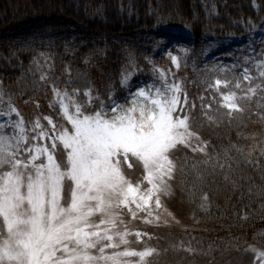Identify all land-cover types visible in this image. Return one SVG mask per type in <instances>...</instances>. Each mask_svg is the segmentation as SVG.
<instances>
[{
	"label": "trees",
	"instance_id": "16d2710c",
	"mask_svg": "<svg viewBox=\"0 0 264 264\" xmlns=\"http://www.w3.org/2000/svg\"><path fill=\"white\" fill-rule=\"evenodd\" d=\"M46 15L59 32L38 37L35 19ZM263 20L264 0H0V92L5 102L0 105L11 101L17 109L29 146L50 147V140L32 137L37 120L45 131L50 129L44 116L70 127L54 87L79 103H87L83 93L91 87L107 103L113 85L123 103L120 74L131 60L138 66L132 91L153 82L161 88L165 81L179 85L181 103L187 96L196 104L193 129L207 142V152L181 147L174 153L178 170L172 195L162 197L166 211L156 210L159 220L156 212L151 223L133 220L122 209L131 232L141 233L139 242L135 235L128 237L129 247L155 249L149 264H254L248 248L264 250V67L254 65L264 58V39L251 44L252 52L247 41ZM157 26L189 29L191 44L178 66L168 53H154L152 41L139 37ZM206 34L243 37L244 42L212 60L204 54ZM220 65L226 70H218ZM249 87L255 95L247 93ZM226 92L238 98L247 93L231 116L222 106ZM200 96L211 105L212 121L201 115ZM193 187L196 199L190 202L187 192ZM202 194L209 197L207 211L199 207Z\"/></svg>",
	"mask_w": 264,
	"mask_h": 264
},
{
	"label": "snow or ice",
	"instance_id": "6c2138e0",
	"mask_svg": "<svg viewBox=\"0 0 264 264\" xmlns=\"http://www.w3.org/2000/svg\"><path fill=\"white\" fill-rule=\"evenodd\" d=\"M164 41L161 47L167 48L166 37ZM168 57L178 66L176 55L169 51ZM137 68L131 60L121 69L123 103L117 100L113 85L107 103L89 87L83 93L87 103L70 100L74 108L70 111L65 102L69 94L54 87L62 118L70 127L44 116L51 125L45 131L37 120L32 139L50 140V147L29 146L20 122L11 125L20 128L19 135H0V264H149L147 258L155 249L129 247L128 237L135 235L139 242L141 233L131 232L122 209L133 220L144 218L151 223L154 212L159 220L156 210L166 211L162 197L172 195L178 170L174 153L183 147L206 154L208 144L193 129L196 104L187 96L181 103L179 85L165 81L163 88L143 84L132 91L130 81ZM260 75L264 77V72ZM215 83L219 86L221 81ZM255 92V88L247 89V93ZM247 93L239 98L235 92L221 95L229 116L240 110L237 100L245 99ZM199 100L201 115L212 121L207 112L211 105L204 96ZM4 103L0 96V104ZM8 105L9 114H18L11 101ZM187 196L190 202L196 199L195 187ZM208 206L209 197L202 194L199 207L207 211ZM121 245L123 251L105 254L106 249ZM248 251L256 255L257 264H264V252L254 247Z\"/></svg>",
	"mask_w": 264,
	"mask_h": 264
},
{
	"label": "rangeland",
	"instance_id": "374dc122",
	"mask_svg": "<svg viewBox=\"0 0 264 264\" xmlns=\"http://www.w3.org/2000/svg\"><path fill=\"white\" fill-rule=\"evenodd\" d=\"M38 25H40V32L37 34L38 37H48L50 38L54 33L59 32L56 28L52 29L50 26V19L49 16L46 15V17L36 18ZM36 24V23H34ZM37 29V26L35 27ZM264 30H262V26L257 29L256 32L251 34V36L248 37L249 42L251 40L254 43H258L261 38L264 39ZM189 29H169L164 26H159L155 28L152 32H144L139 34V37L144 39L147 42L152 41L154 43L153 45V51L154 53L164 54L168 53L169 51L172 52L173 55H176L178 58V63L180 60H183L185 57H187L186 50L188 47H190L191 44V36H190ZM206 37V41L208 40V45L204 49L205 57L212 59V60H219L222 58L223 54L228 53L232 49H235L237 46H240L242 44V38H236V37H215L212 35H204ZM167 38L168 41V47L162 48V44L165 42L164 38ZM248 48L251 47V43L247 44ZM143 48L144 45H142ZM159 49V51H158ZM181 49H185V51H182ZM251 51V50H250ZM264 60L262 62H258L256 65L257 69H261L264 65ZM217 69L226 70V67L223 65H220L217 67ZM149 83V82H148ZM152 84V83H150ZM153 84L157 87L162 86L161 84H158L157 82H153ZM164 85V83H163ZM1 96V94H0ZM66 103H69L65 101ZM2 110V108H0ZM4 115L0 116V126H3L0 128V135L4 136H13V135H19L20 134V128H13L11 125L15 124L17 122H22L19 119H13V117L16 115V113L9 114V107H6L5 110H2ZM45 146V143L44 145ZM153 208L154 206L151 205ZM134 207V205H133ZM93 220L98 223V219L96 217H93ZM125 248H118V249H106L105 254L111 255L113 251H123ZM259 252V251H258ZM97 254L98 253H94ZM122 259H129V260H138V258H122ZM103 264V262H101Z\"/></svg>",
	"mask_w": 264,
	"mask_h": 264
}]
</instances>
